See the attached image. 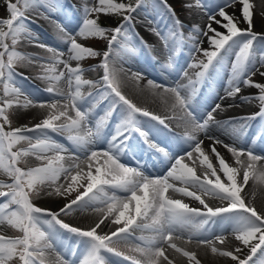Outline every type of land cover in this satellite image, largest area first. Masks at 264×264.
<instances>
[{
	"label": "snow or ice",
	"instance_id": "1",
	"mask_svg": "<svg viewBox=\"0 0 264 264\" xmlns=\"http://www.w3.org/2000/svg\"><path fill=\"white\" fill-rule=\"evenodd\" d=\"M176 4L192 18L187 26L169 0H81L78 27L70 31L53 19L65 12L61 0H2L0 174L6 179L0 180V264H180L181 258L185 264H201L197 251L183 246L193 243L233 264H264V212L253 203L257 190L264 191V154L235 143L247 136L251 121L264 122V26L254 31L250 0ZM258 7L264 21V0ZM28 12L54 25L57 46L31 31ZM138 24L156 43L140 35ZM21 42L48 55L22 52L17 48ZM185 51L188 62L178 69ZM142 52L162 69L179 72L172 85L147 81L165 108L163 116L138 106L122 90L128 81L139 89L143 74L124 65ZM89 60L94 62L85 66ZM17 65L37 69L36 79L45 82L39 91L47 100L18 84L23 74ZM225 67L224 95L219 102L202 104L198 89ZM226 99L233 103L224 105ZM247 105L259 111L239 119L223 115ZM32 108L42 110L43 118L32 126L11 127V110ZM172 121L182 133L174 131ZM151 122L173 136L179 151L170 154L167 146L154 142ZM136 137L168 161L165 174H147L140 159L135 167L122 162L136 159ZM256 139L264 143V124ZM217 145L230 153L235 166ZM29 158L38 163L30 165ZM45 198L64 202L52 210L36 203ZM86 209L96 216L87 228L62 218ZM217 223L220 233L209 232L207 226ZM65 237L75 243H66Z\"/></svg>",
	"mask_w": 264,
	"mask_h": 264
},
{
	"label": "rangeland",
	"instance_id": "2",
	"mask_svg": "<svg viewBox=\"0 0 264 264\" xmlns=\"http://www.w3.org/2000/svg\"><path fill=\"white\" fill-rule=\"evenodd\" d=\"M169 2L172 3L177 8V11L180 14L181 18L185 20L186 26L192 22L191 17H188V16H186L185 13L179 11V5L176 4V0H169ZM250 2L253 3V5H254V7H253L254 31L260 32L261 26L259 27V25L257 24V21H256L259 0H250ZM61 3L66 6L65 12L60 14V15L54 16L53 19L61 21L68 30L75 31L76 28L78 27V18H79V12L76 11V9H79L81 0H61ZM0 4H2V0H0ZM71 5H74L75 9L68 7ZM236 8L238 9L239 5H237ZM261 10H259V11H261ZM227 11L231 14L233 12V9L229 8V9H227ZM26 15L28 17L29 28L31 29V31L35 35H37L39 37V40L45 44L57 46V41L55 40L56 32H55L54 25L49 20H46L42 16H38L33 12H28V13H26ZM237 15H239L238 11H237ZM4 16H5V13H4L3 9L0 8V17H4ZM196 22H199V20L197 19ZM241 27H246V25H241ZM47 30L50 31L51 34L48 33ZM137 31L140 33V35L144 36L145 39L148 40L149 43H156L155 37H152V36L145 33L143 24L137 25ZM60 47H63V46L60 45ZM98 47L103 48V44L99 45ZM204 47H208V45L205 43ZM17 48H18V50H20L22 52H26V53H30V54H38L41 56L48 55L44 50H42L38 47L29 45L25 42H21L20 44H18ZM155 54L157 56H159V46H157V51ZM229 59H231V58H229ZM93 62L94 61L89 60L86 62L85 66L90 65ZM187 62H188V57H187V54L185 51V53L180 55L178 60H177V68L179 69V68L184 67L187 64ZM225 63L227 64L228 60H226ZM124 66H125V68L130 69L131 72L142 73L143 77H144V79L140 81L139 89L134 87L133 83L131 81H128L122 88L124 94L126 96H128L130 99H132L133 102L136 103L138 106L143 107V108H147L148 110H150L156 114H159L162 116L165 115L166 112L162 113V111L158 109L159 107L156 108V106L161 103L159 97L156 96L157 97V101H156L157 103H154V102H152V103L146 102L145 103V102H143L145 97L142 95V93L145 91L146 96H147V94L148 95L152 94L151 90L148 88V85H147L148 80H153L154 82H156L157 84H160V85H172L179 78V72L178 71H167V70L162 69L160 63L157 62L156 59H153L152 56H150L147 53H143V52L141 54H138L137 56H135L133 59L128 60ZM16 71L23 74L22 76H17L16 79H17L18 84H20L25 91L32 93V95L39 100H41V99L47 100L48 99V95L45 92L39 91L40 89H43L45 87V82L36 79L37 69L17 65ZM92 75L95 76L96 73H92ZM227 76H228V69H227V67H225V68L221 69L218 74L213 73L212 78L205 85L201 86L198 89V95L200 96L199 99L201 100L202 104L210 105L213 103L214 100L219 102V97L224 95V86L226 84ZM25 77H27V79H25ZM159 77H161V78H159ZM140 89H143V91H140ZM244 90L245 89L242 88V91H244ZM133 91H135V93L137 92V93H141V94L136 95V94H134ZM157 91H159V90H157ZM251 91H255V90L253 89ZM138 95H140L141 97ZM211 97H213V98H211ZM230 100L231 99H226V100L222 101V103H224L225 105L230 104L231 102L228 103ZM245 108H247L248 111L251 113L259 111L258 106L247 105ZM29 110H27V111H21V110H16V109L11 110L9 113L10 119L12 121L11 127L15 128V127L23 126V125L32 126V124L38 122L39 119L43 118V114L37 113L38 110H35L37 112H35V111L32 113L30 112L29 115H27V112ZM142 119L146 120L147 118H142ZM171 123H172L174 131L176 133H182L183 132V128L176 127L175 121H172ZM262 124H264V122H262L259 118H257L255 121H251V126L249 127L247 136L244 137L243 139L239 140L241 143L239 141L237 143H239L240 146L254 147L258 153L264 154V143H261L258 139H256V134L258 133V131L261 130ZM149 127L151 128L150 136L153 138L155 143H158L161 146H167L171 150L170 154H175L177 151H179V150H177V147H176V141L174 140L173 136L167 130L162 129V126L157 125L156 122H151L149 124ZM5 128H6V130H8V126H5ZM53 135L60 142L65 143V144L67 143V141L63 137L55 136V134H53ZM201 139H202V137H201ZM221 139L224 140V138L222 136H221ZM254 140H255V143H253ZM133 142L137 145V147H136V159H133L132 157L129 156V157L123 158L122 162L128 163V165L131 164V166L135 167L136 166V160L140 159L146 165L145 170H146L147 174L152 175V176L165 174V172L167 171V167L169 166L168 161L165 158H163L162 156H160L159 154L151 151L143 143V141L139 137H136ZM204 143H205V146H207L209 144V141L204 140ZM24 146H26V145H22V147H24ZM217 150L220 153L222 152L221 155L224 156V158L230 164L235 166V163H234L233 159L231 158L230 153L227 152V150L218 149V148H217ZM213 162H214V164H216L215 160H213ZM37 163L38 162L35 161L33 158H29V164L30 165L34 166ZM221 178H223V175H221ZM2 179H6V177H4L2 174H0V180H2ZM257 193L263 197L261 208H262V212H264V203H263L264 202V191L257 190L256 196L259 198V195H257ZM177 198H180V197L178 196ZM184 199H185V202L190 204V206L200 207L198 202L195 203L194 201L190 200L189 198H184ZM254 201H255V199H254ZM63 202L64 201L62 200L59 203V205H56V206H53V205L44 206V204H42L41 200L36 201V203L39 206L45 207V208H51L52 210H57L60 206H62ZM216 203L219 205L221 202L218 203V201H217ZM62 218L65 220V222H68V223L72 224L73 226H78L81 228H87L88 226H90L93 223V221L96 219V216L91 211V209H86L84 211H75V212L69 214L68 216H63ZM207 227L209 229V232H211L213 234H219L221 231V225L219 223L210 224ZM105 231H107V229H105ZM9 234L14 235L15 233L10 232ZM224 234L226 236H229V240L231 241L230 229H225ZM65 241H66V243H69V244L75 243L74 239L69 240L67 237H65ZM228 246H229V244H227V243L224 245V247H228ZM120 247L122 248V250L126 251V249H124L123 246H120ZM198 258L201 259L200 256H198ZM72 259L78 260L79 256L72 257ZM113 259H119V258L113 257ZM181 259H180V264H185L184 259L183 258H181ZM201 264H203L202 259H201ZM230 264H233V262H231Z\"/></svg>",
	"mask_w": 264,
	"mask_h": 264
},
{
	"label": "bare ground",
	"instance_id": "3",
	"mask_svg": "<svg viewBox=\"0 0 264 264\" xmlns=\"http://www.w3.org/2000/svg\"><path fill=\"white\" fill-rule=\"evenodd\" d=\"M259 10H261V8L260 7H258V11H257V16H256V21H257V24L259 25V27L261 26V28H262V26H264V21H262V19H261V16H260V12L262 11H259ZM158 53V52H157ZM164 75V74H163ZM159 78H161V77H159ZM165 78V77H164ZM164 80V79H163ZM165 81V80H164ZM167 82V81H166ZM134 92V94H141V93H135V91H133ZM217 93V92H216ZM142 95L145 97V99L143 100V102H149V103H152V102H154V103H157L156 101H157V97L155 96V95H148L147 94V96H146V92L144 91L143 93H142ZM202 95V94H201ZM138 96H140V95H138ZM141 97V96H140ZM214 97V96H213ZM213 97H211V98H213ZM216 97V96H215ZM154 98V99H153ZM200 98V96L198 95L197 96V100H199L200 102H201V100L199 99ZM202 99V98H201ZM216 99V98H215ZM204 101V100H203ZM233 103V101L232 100H230L228 103ZM238 102V101H237ZM230 103V104H231ZM224 104V103H223ZM154 105V104H153ZM225 105V104H224ZM157 107H159L158 109L159 110H161L162 111V113H164L165 112V108H164V106H163V104L162 103H160V104H158L157 106H156V108ZM246 107V106H245ZM245 107H233V108H229L225 113H223V115L225 116V117H229V116H231V117H235V118H241V117H245V116H248V115H251V113L248 111V109L247 108H245ZM35 110H38V112L37 111H35ZM37 112V113H41V114H43V111L42 110H40V109H35V108H32V109H30L28 112H27V115H29V113L31 112ZM37 119V118H36ZM201 137H202V139H204V137H203V135H201ZM223 138H224V142L225 143H228V144H232L233 143V140H231L230 138H228V137H226V136H222ZM246 137V136H245ZM205 140H207V139H205ZM230 140V141H229ZM248 140V139H247ZM238 141H236L235 143H237ZM240 142V141H239ZM241 143V142H240ZM237 144H239V143H237ZM220 145H217V148L218 149H224V150H226L223 146H220ZM178 150V149H177ZM176 150V151H177ZM225 152V151H224ZM222 153V152H221ZM232 158V157H231ZM150 164V163H149ZM129 166H131V165H129ZM161 170V169H160ZM220 175H223V174H220ZM224 178V177H223ZM222 178V179H223ZM251 185H252V181L250 180V182H249V185L246 187V189H245V191H249L250 190V188H251ZM257 195H259V198L257 197V196H255V201H253V203H254V205L257 207V209H258V211H262V206H261V204H262V199H263V197L260 195V194H258L257 193ZM257 197V198H256ZM259 199V200H258ZM41 201H42V204H44V206H49V205H53V206H56V205H59V203L62 201V199H59V198H45V199H41ZM195 202V201H194ZM217 201H210V203L212 204V205H218L217 203H216ZM196 203V202H195ZM216 203V204H215ZM218 203H219V201H218ZM264 203V202H263ZM187 237L185 236V239H186ZM177 243L179 244V243H181V241H177ZM228 244V243H227ZM183 246H186V247H190L192 250H196L197 251V254H198V256H200V258L202 259V263L203 264H230L231 262L227 259V258H222V257H213L210 253H208V254H206V250L205 249H203V248H200V249H197L196 248V245L193 243V244H186V245H183ZM182 260V259H181Z\"/></svg>",
	"mask_w": 264,
	"mask_h": 264
}]
</instances>
